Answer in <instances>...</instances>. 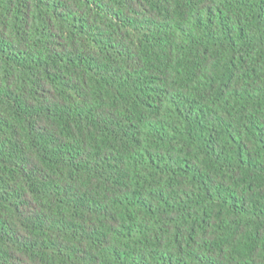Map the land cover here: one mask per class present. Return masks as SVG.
<instances>
[{
	"label": "trees",
	"instance_id": "16d2710c",
	"mask_svg": "<svg viewBox=\"0 0 264 264\" xmlns=\"http://www.w3.org/2000/svg\"><path fill=\"white\" fill-rule=\"evenodd\" d=\"M0 264H264V0H0Z\"/></svg>",
	"mask_w": 264,
	"mask_h": 264
}]
</instances>
